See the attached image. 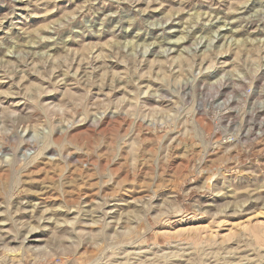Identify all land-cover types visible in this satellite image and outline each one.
<instances>
[{"label":"rangeland","instance_id":"rangeland-1","mask_svg":"<svg viewBox=\"0 0 264 264\" xmlns=\"http://www.w3.org/2000/svg\"><path fill=\"white\" fill-rule=\"evenodd\" d=\"M0 264H264V0H0Z\"/></svg>","mask_w":264,"mask_h":264},{"label":"built area","instance_id":"built-area-1","mask_svg":"<svg viewBox=\"0 0 264 264\" xmlns=\"http://www.w3.org/2000/svg\"><path fill=\"white\" fill-rule=\"evenodd\" d=\"M218 129V128H217ZM225 139H223V142L226 143V142H229L231 139L227 138V137H224ZM232 138V137H230Z\"/></svg>","mask_w":264,"mask_h":264},{"label":"bare ground","instance_id":"bare-ground-1","mask_svg":"<svg viewBox=\"0 0 264 264\" xmlns=\"http://www.w3.org/2000/svg\"><path fill=\"white\" fill-rule=\"evenodd\" d=\"M197 14H198V13H197ZM214 16H215V15H214ZM196 17H197V16H196ZM213 19H214V18H213ZM215 20H216V18H215ZM215 26H216V25H215ZM214 30H215V29H214ZM222 38H223V37H222ZM200 44H201V43H200ZM199 47H200V46H199ZM212 75H213V74H212ZM212 75H211V76H212Z\"/></svg>","mask_w":264,"mask_h":264}]
</instances>
